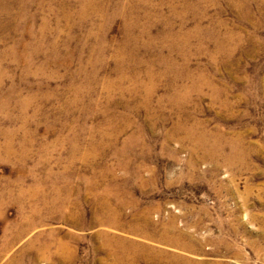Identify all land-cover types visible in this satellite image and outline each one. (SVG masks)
I'll list each match as a JSON object with an SVG mask.
<instances>
[{
  "label": "rangeland",
  "instance_id": "1",
  "mask_svg": "<svg viewBox=\"0 0 264 264\" xmlns=\"http://www.w3.org/2000/svg\"><path fill=\"white\" fill-rule=\"evenodd\" d=\"M155 263L264 264V0H0V264Z\"/></svg>",
  "mask_w": 264,
  "mask_h": 264
},
{
  "label": "bare ground",
  "instance_id": "2",
  "mask_svg": "<svg viewBox=\"0 0 264 264\" xmlns=\"http://www.w3.org/2000/svg\"><path fill=\"white\" fill-rule=\"evenodd\" d=\"M148 89H149V88H148ZM150 89H151V88H150ZM146 90H147V89H146ZM144 91H145V90H143V93H144ZM150 91H151V90H150ZM148 93H149V91H148ZM145 95H146V94H145ZM150 95H151V94H150ZM147 97H148V95H147ZM146 99H147V98H146ZM179 100H180V99H179ZM73 150H74V149H73ZM106 195H107V194H106ZM103 196H104V195H103ZM103 196H102V197H103ZM107 197H108V196H107ZM107 197H106V198H107ZM102 199H104V198H102ZM104 200H105V199H104ZM104 200H103V201H104ZM100 202H101V201H100ZM106 202H107V200H106ZM108 202H109V201H108ZM108 202H107V203H108ZM102 203H104V202H102ZM109 203H110V202H109ZM109 203H108V204H109ZM104 206H105V205H104ZM108 207H109V206H108ZM100 209H101V208H100ZM102 210H104V209H102ZM106 210H108V209L106 208ZM104 215H105V214H102L103 217L101 218V219H102L101 221H105V220H107V216H106V215L104 216ZM135 226H136V225H135ZM135 226H134V229H135V230H138V228H135ZM145 227H146V229H145V228H143V229H144V231L146 232V231H147V225H146V224H145ZM140 231H142V230H140ZM143 233H144V232H143ZM171 235H172V234H171ZM169 236H170V235H169ZM178 236L180 237V234H179ZM175 237H176V236H175ZM159 240H160V239H159ZM167 241H168V243H170V245L173 244L174 246L177 245V246H179L180 248L188 249V246H187L185 243L180 242V241L178 242V240H177V241H174L173 239H171V240H167ZM119 255H120V254H119ZM118 258H119V257H118ZM119 259H121V258H119ZM126 259H127V258H126ZM134 260H135V259H134ZM124 261H125V260H124ZM118 262H119V261H118ZM120 262H122V261H120ZM155 264H156V263H155Z\"/></svg>",
  "mask_w": 264,
  "mask_h": 264
}]
</instances>
